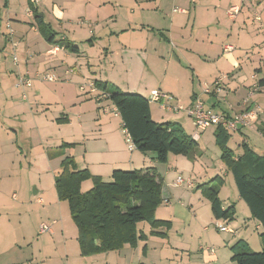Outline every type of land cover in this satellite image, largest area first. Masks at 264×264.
Listing matches in <instances>:
<instances>
[{
    "label": "crops",
    "instance_id": "obj_1",
    "mask_svg": "<svg viewBox=\"0 0 264 264\" xmlns=\"http://www.w3.org/2000/svg\"><path fill=\"white\" fill-rule=\"evenodd\" d=\"M170 1L176 5L173 6L171 12H166V6ZM29 2V0H0V3L4 6L5 16L15 26V28L12 26L16 31L17 47L15 51L20 56L17 67L13 63H5L0 58V65L4 70L0 75L4 81L3 84L7 86L3 89L6 96L15 87L11 80L16 81L18 73L26 69L33 74L53 72V74L61 77L68 74L66 72L68 69L73 72V68L79 66L81 69L84 64L90 70L92 55L89 51L100 41L97 39L100 36L98 37L96 34H105L107 39L111 40L109 46L104 47V52L107 55L104 59L109 62V67L104 73V79L95 78L93 81L107 82L108 88L111 83L124 92H126L123 89L124 86H137L141 88L138 89L137 93L145 97H148L152 90L159 89L175 96V100L169 103L184 104L185 109L191 106L197 97L203 100L205 109L215 113L235 115L258 107V118L252 127H240L229 132L231 133L230 140L233 134L237 133L239 134L238 143L240 145L245 143L258 155H264V144L262 143V141L264 142V87H259L247 99L259 78L264 76V0H42L41 4L37 5V11L40 18L51 25V32L55 33V41L60 38L67 39L78 46L76 52L62 47L55 49L56 45L50 43L45 34L39 30L36 17L24 16L23 10L26 6H29ZM123 2H128V4ZM109 3L121 4L122 7L129 5L135 8L131 9V14L126 19L119 14H113L108 8ZM61 4L66 7H61ZM75 4L79 8L77 23L83 16L93 28V32L89 30L91 36L87 40L88 45L84 51L75 43L74 38L65 35L64 28L56 30L55 27L57 21L62 23L61 26H66V21L71 23L70 16L75 11L73 7ZM234 4L241 5L242 8L235 20H230L227 16V9ZM174 8H181L186 11H175ZM136 10H139V12L136 13ZM258 15L261 16V21L256 18ZM6 45L5 42L4 48H6ZM226 45H231L232 49L224 50ZM132 66H137L142 70L140 72L141 77L140 79L134 78L132 84L126 83V85H123L120 82L121 79H116L115 76L120 73V70H125L124 73H127ZM189 69L192 70L194 79L191 76L187 77ZM157 73H162V75L155 82ZM85 74H87V78H94L89 75L88 71ZM83 75L84 70H81L75 76L78 83L81 80L80 76ZM167 76L174 79L166 80ZM8 82H10V90L8 89ZM206 86L210 87L211 92L205 93ZM44 91L55 100L56 104L66 102V97L69 99L66 107H62L63 111L52 121L53 124L58 125V129L69 128L68 133H61L62 141L58 146V150L51 154L48 151L43 152L42 146H40L41 151H34L37 149L36 147L32 149L34 155L31 157L32 161H29L30 164H33L40 156L41 159L42 156H47L52 168H54L52 169L54 187L55 176L59 171L61 161L66 156H72L79 169L86 168L92 174L101 176L106 181L111 180L113 170L118 168L140 169L144 172L155 170L162 186L163 202L161 204L165 203L167 207L173 209L174 214L172 216H159L160 206L155 212L158 219L170 221L168 229L165 226L153 229L148 222V228L147 226L140 228L139 225L142 222L138 223L139 232L145 234L146 239H141L137 246L126 244L119 250H112L117 253V257L113 261L114 264H141L143 259H148L152 254V252H149V243L152 238L169 240V243L172 244L171 231L176 228L174 223L176 217L174 215L178 218L183 217L188 227L193 224V219L198 218V215L193 216L190 207L193 208L195 205L190 203L187 206L181 199L183 194H177L176 191L178 187H182L176 184V179L181 174H178L172 183L167 181L170 173L174 171L182 172V170L179 171L176 169L177 167H170L162 174L156 152L144 153L137 148L130 149L126 140L123 120L110 99L94 97L90 93L81 94L76 92L71 84L63 82L45 88ZM35 92L38 93V90ZM5 93H0V97H3ZM8 97L23 101L28 98V95L19 97L15 94ZM154 103L158 105L157 110L152 107L151 102L150 107L152 118L155 121L178 123L187 134L193 137L195 128L192 118L186 110L171 111L163 109L156 102ZM213 127V130H209V127L199 132L198 139L194 138L197 144L195 149L185 157L191 156L193 158L192 170H194L195 165L198 163V157L195 153L201 152L203 155L210 152V159L214 165L207 172L213 174L214 170L225 169V175L216 173L211 180H214L217 176L216 181L222 184L219 190L222 208L227 209L231 206L235 208L236 213L232 220L223 219L229 222L227 224L234 232H225L226 235L218 240L210 239L208 241L211 244L209 247L214 248V253L205 249H202V251L198 249L199 253L197 255L188 254L186 262L183 261L182 257L178 264H237L233 260L232 250V246L237 241H243L251 249L263 248L261 239L263 226L257 218L253 217L251 210V216L246 215L243 217L244 219L248 218V222H243L240 219L241 217H239V220L238 217H235L238 213V205H242V201H244L239 192L236 196L235 193L233 194V199L228 194L223 197L222 189L231 172L222 161L221 155L217 153V148L210 147V143H213L216 145L215 147L219 148L215 137L216 126ZM35 133H38L37 129H34ZM45 137L47 138V136ZM66 143L72 145L63 146ZM229 143L228 146L230 147ZM234 151L237 155L242 153L241 148ZM59 152H61V155L57 154ZM172 155L175 154H170L167 162L172 160ZM220 161L222 164H218ZM2 162L0 161V164ZM12 163L15 164V161ZM188 178L193 180L192 177ZM4 180L5 177L0 175V221L4 217L1 210L6 208L3 204L4 190L1 191ZM7 180H10V178H7ZM86 181L93 184L91 179ZM184 187L193 189L196 186L194 184L191 188ZM55 190L56 188L53 192V190L44 188L42 183H36L34 194L40 195L37 200L41 199L39 202H41L42 207L39 208L37 213H33L36 219L33 227L38 229L39 235L48 232L40 231L37 218L45 216L50 220L48 222L52 223V231L49 233L52 235L55 234V228L60 223L58 218L49 219L50 216L55 217L58 208L59 211H62L61 208L64 203L58 198ZM199 191L203 199L201 198L200 205L196 204V212L207 207L206 201L211 206V202L202 194L201 190L198 189L195 192L196 194L193 195H197ZM173 192L176 194L175 197ZM26 193L27 191H25ZM51 198L52 201L47 204L45 200ZM17 207L15 206L13 209L18 210ZM210 209L212 211V208ZM7 220V226L12 228L14 232L29 225L31 227V224L23 221L16 223L10 221L11 215ZM216 220L221 221V219H216L212 211V223ZM250 225L259 231V233L256 231L257 235L252 233L253 230H251ZM205 228V230L209 229L208 226H205ZM154 230L156 232L152 233ZM28 236L25 234L22 239L25 240ZM77 236L78 231L76 241H78ZM65 242L67 245V238ZM6 243L12 248L22 247L21 239L17 236L6 241ZM188 246L181 248H188ZM112 251L82 256L93 259L104 253L107 255L106 253ZM137 251L140 252L141 261L132 263ZM79 252L81 255L80 246ZM0 255L3 257L2 254ZM105 262L108 263V260H105Z\"/></svg>",
    "mask_w": 264,
    "mask_h": 264
},
{
    "label": "rangeland",
    "instance_id": "obj_2",
    "mask_svg": "<svg viewBox=\"0 0 264 264\" xmlns=\"http://www.w3.org/2000/svg\"><path fill=\"white\" fill-rule=\"evenodd\" d=\"M41 1L39 4H41ZM124 4H128V2H123ZM48 5H50L48 3ZM176 5L174 2H169L166 6V12H171L173 6ZM78 5H74L75 11L71 14V23L67 22L66 26H61L62 23H55L56 30H61L64 28L65 35L72 37L75 39V43L78 44L81 49L84 51L87 48L88 42L87 40L91 36L89 30L93 32V28L91 24H88L83 16L80 19H83V23H77V18L79 17L77 14L79 13ZM61 7H66L64 4H61ZM28 8L26 6L23 10L24 16L26 15L25 11ZM77 8V9H76ZM108 8L113 14H119L120 16H124L127 19V16L131 14V9L135 8L134 6L129 5H116L114 3H109ZM139 10H136L138 13ZM27 17V16H26ZM86 17V16H85ZM30 18V17H29ZM33 18V17H32ZM79 19V20H80ZM48 20V18H47ZM78 20V21H79ZM10 21L8 17L5 16L4 6L0 3V58L5 63L9 62V64H14L17 67V64L14 62L13 53L15 50L12 48L11 43L7 38L8 28L6 26L7 22ZM49 21V20H48ZM12 26L15 28L13 25ZM98 31V29H97ZM98 33V32H97ZM6 35V36H5ZM98 37V41L96 46L91 49L89 52L92 55L90 70L87 65H83L81 69L79 66L77 68H73V72L71 74H66L63 77L58 76V81L55 83H49V81H45L43 79V75L53 72H42L40 76L34 78L32 88H22L16 86V81L11 80V83L15 85L14 89H11L10 82H8V89L11 91L7 93L8 96L17 94L19 97L24 94L28 95V98H25L23 101L13 100L12 98L6 96V93L3 91L7 86L4 85V81L0 75V93H5L3 97H0V161H3L0 164V175L1 177H5V180L2 183L1 191H3V200L4 207H6L3 211V222L0 221V264L5 263H16V264H114V260L116 259L117 253L112 251L106 253L107 255L102 254L100 257H95L90 259L89 257H83L79 252V244L76 241L77 234V226L74 223L69 210V205L66 201H62V211H58L55 214V217L50 216L49 219L58 218L60 223L55 228V234L52 235L49 232L44 235L38 234V229L33 227L35 223V218L33 213H37L40 205L37 199L40 197L38 194H34L36 183H42L44 188H48L54 192V173L51 163L47 156H41L37 158L30 164L29 161H32V149L34 151H41L40 146L43 147L44 151H48L49 153H54L58 150V146L62 141L61 133H68L69 128L58 129V125L56 123H52L53 119L62 112L63 108L66 107L69 99L66 97V102H59V104L55 103V100L48 95L44 90L45 88H50L52 85L63 82L69 83L76 92H80L84 94L80 89V86L83 84H88L93 79H104V73L108 70L109 62L105 61V57L107 56L104 52V47L109 46L111 40L107 39V35L105 34H96ZM7 40H6V38ZM5 38V40H4ZM8 41V42H7ZM6 42V48L5 47ZM12 48V49H11ZM5 49V50H4ZM17 53V52H16ZM18 54V53H17ZM19 61H20V56ZM19 63V62H18ZM84 70V75L80 76L81 80L78 83L77 78L75 77L78 73ZM3 68L0 65V74L2 73ZM88 71L89 75H92L94 78H87V74L85 72ZM142 70L137 66H132L127 73H124L125 70H120L119 74L115 76L116 79H121V83L126 85V83L132 84L134 78L140 79V72ZM118 73V72H117ZM11 74V73H10ZM17 75V74H16ZM162 73H157L155 77V82L157 78H159ZM191 76L193 79L192 70L189 69V74L187 77ZM16 77V76H15ZM171 76H167L166 80H172ZM14 81V82H13ZM126 92L136 93L139 87L132 86H124ZM38 90V93L35 91ZM42 92H41V91ZM109 91L114 90V85L109 84ZM100 94V93H99ZM86 95V94H84ZM152 107L157 110V104L151 102ZM184 105V104H182ZM8 128V129H7ZM34 129H37L38 133L34 134ZM40 129V130H39ZM214 127L211 126L209 130H213ZM47 136V138L45 137ZM239 134L234 133L232 139L230 140V147L235 150L240 147V143H238ZM264 140V139H263ZM264 144V142L262 141ZM216 145L210 143L211 148H217V153L221 155V150ZM9 147V148H8ZM236 152V151H235ZM198 157V163L195 165V169L192 170L193 158L185 157V155H172V160L167 163L159 162L160 171L163 174V171L169 170L170 167H177L179 171L182 172H172L167 178V181L171 183L175 179L178 174H181L183 177L188 178L192 177L193 182L196 187L193 189H187L184 187H178L176 189L177 194L182 195V201L188 204L192 203L195 205L202 202V195L198 190V184H203L211 180L216 173H220L221 175H225V169L222 170H214V173L207 172L214 165V163L210 159V152L206 154H201V152L195 153ZM194 154V155H195ZM202 155V157H200ZM200 157V158H199ZM175 158V159H174ZM176 158H178L176 160ZM15 161V164L12 162ZM218 164H222L221 161ZM154 169V168H153ZM175 169V170H176ZM208 169V170H207ZM160 171H158L160 173ZM10 178V180H7ZM37 181V182H34ZM214 183V182H213ZM53 184V185H52ZM219 184V182H216ZM92 182L85 181L82 186L83 192L89 190L92 187ZM221 185H219V190ZM184 188V189H183ZM25 191L27 193L25 194ZM56 191V190H55ZM223 197L226 194L230 195L231 199H233V194L235 196L238 195V189L234 180L232 173H230V177H228L225 186L222 189ZM174 197L176 194L173 192ZM56 196V195H55ZM202 198V199H201ZM46 203L48 204L51 199H46ZM232 201V200H230ZM173 203V200L171 201ZM242 205H238V213L235 217H241L240 219L244 221H249L248 218L244 219L243 217L246 215H250V209L245 201H242ZM207 207L202 208L199 212H196L195 207H190L191 213L194 215H198V218L193 219V224L188 227L186 220L182 218H178L174 215V223L175 227L171 231V243L169 240H161L152 238L149 243V252H152L148 259H143L142 263L147 264H178L180 262V258L183 257V261L186 262L187 255L190 254L192 256L197 255L198 249L202 251L203 248L210 246L211 244L208 242L211 240H218L219 238L226 235L225 232L217 229L216 224L219 222L218 220L212 223V211L210 203L206 201ZM15 206H18L17 209ZM21 214V215H20ZM174 214L173 209L171 207H167L165 203L161 204L159 207L158 215H167L172 216ZM11 215L12 222L16 223L19 221H23L27 224H31L26 228H21L19 230H12V228L7 225V218ZM251 216V215H250ZM42 221H50L47 217L37 218L38 225ZM223 223H229L226 220L221 219ZM11 223V222H10ZM144 226L149 227L147 221L142 222L139 227L143 228ZM205 226H208L209 229L205 230ZM252 233H259L257 229H254L252 225H250ZM29 235L25 240L22 239L24 235ZM19 237L21 239V246H16L12 248L6 241L12 239L13 237ZM37 237V238H36ZM258 238V236H256ZM67 238V245H66ZM168 239V238H165ZM164 243H163V242ZM188 248H181L186 247ZM70 246V247H69ZM191 247V248H190ZM215 247V246H214ZM216 248V247H215ZM189 249V250H187ZM254 251H261L262 248H253ZM140 252L137 251L135 259L132 263L140 262ZM108 260V263L105 262ZM236 262V261H235ZM236 264V263H235Z\"/></svg>",
    "mask_w": 264,
    "mask_h": 264
},
{
    "label": "trees",
    "instance_id": "obj_3",
    "mask_svg": "<svg viewBox=\"0 0 264 264\" xmlns=\"http://www.w3.org/2000/svg\"><path fill=\"white\" fill-rule=\"evenodd\" d=\"M37 5H32L34 17L48 41L58 47L78 51V46L65 38L55 41V33L51 32V25L40 18ZM94 82L98 89L109 94L108 99L120 113L135 148L141 152H156L158 160L166 163L170 154L188 155L195 149L196 141L180 124L157 122L152 118L148 97L137 92H124L118 87L109 91L107 82ZM257 84L264 87V76ZM215 137L221 159L232 173L241 198L263 226L262 250L254 251L243 241H237L232 246L233 260L237 264H264V155H258L245 143L240 145L242 153L237 155L228 146L231 133L223 125L216 126ZM67 145L72 144H63ZM61 152L57 154L61 155ZM88 179L93 181V186L83 192L82 183ZM217 179L216 176L214 180L199 184L197 189L211 202L216 219L232 220L235 208H222L218 187L222 184H216ZM55 188L58 198L69 205L83 256L119 250L126 244L137 246L141 239H146V235L139 232L140 222L147 221L153 229L170 227V221L160 220L155 214L163 202L162 186L155 170L144 172L118 168L113 170L111 180L106 181L86 168L79 169L75 159L66 156L55 176Z\"/></svg>",
    "mask_w": 264,
    "mask_h": 264
},
{
    "label": "built area",
    "instance_id": "obj_4",
    "mask_svg": "<svg viewBox=\"0 0 264 264\" xmlns=\"http://www.w3.org/2000/svg\"><path fill=\"white\" fill-rule=\"evenodd\" d=\"M39 2H40V0H30V5L28 6V8L25 11L27 16H30V17L34 16V11H33L32 5L36 6ZM241 8H242L241 5H238V4H234V5L230 6L227 9L228 18L230 20H235V18L241 12ZM174 10L175 11H182V12L186 11L185 9H181V8H174ZM256 18L259 21H261V16L258 15ZM78 22L83 23L84 20L80 19ZM6 26L8 28L7 38L9 40V42L11 43L12 48L15 50L17 47L16 31L12 27L10 21L7 22ZM57 48H58V46L55 47V49H57ZM231 49H232L231 45H226L224 50H231ZM13 58H14V62L16 64H18L19 57H18V54L16 53V51H15V53H13ZM66 72L68 74H70L72 72V70L68 69ZM37 76H40V73L33 74L28 69H26L22 72H19L17 75L16 86L22 87V88H29L33 85L34 78ZM43 79L45 81H49V82H56V81H58L59 78L55 74L47 73V74L43 75ZM259 87L260 86L256 83L253 87V90L250 91V93L248 95L249 97L247 99H249ZM80 89L82 90L83 93H90L94 97H99V98H108L109 97V94L107 92H104V91H101L100 89H98V87L94 81H90L88 84H85V85L82 84L80 86ZM204 91H205V93L206 92L208 93V92H211V89L209 86H206ZM24 97H26V94H24ZM148 99L150 102H156V103L160 104V106L163 109H167V110H171V111L186 110L188 115L192 118V122H193V125L195 128V131L193 133V138H196V139H198L199 132L201 130H205L211 126L223 125L229 131L237 130L240 127H252L254 122L258 118V112H259V108L254 107L253 109H249V110H246V111L241 112V113H236L235 115L215 113L211 110L205 109L204 102L200 97H197L195 99V101L193 102V104L185 109L182 104L169 103L170 101L175 100V96H173L170 93H166L162 90H159V89L152 90L148 96ZM166 100H167V102H166ZM116 111H118V110L116 109ZM125 131H126L127 143L129 145L130 149H134L135 145L132 141V138L126 129H125ZM176 184L181 185V186H183V185L188 186L191 188V187H193L194 182L191 178H185V177L180 175L176 179ZM40 201H41V199H40ZM39 227H40L41 232H51L52 231V223L48 222V221H42L40 223ZM216 227H217V229H219L220 231H223V232H234V230L227 223H223L221 221L217 222ZM205 229H207V228H205ZM203 249L214 253L213 247L208 246V247H205Z\"/></svg>",
    "mask_w": 264,
    "mask_h": 264
}]
</instances>
